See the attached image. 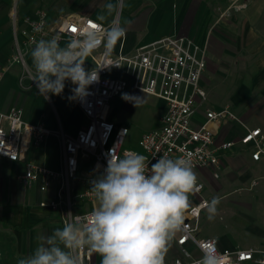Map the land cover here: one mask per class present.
<instances>
[{
  "label": "built area",
  "instance_id": "1",
  "mask_svg": "<svg viewBox=\"0 0 264 264\" xmlns=\"http://www.w3.org/2000/svg\"><path fill=\"white\" fill-rule=\"evenodd\" d=\"M234 1L243 6V0ZM19 33L24 50L45 39L63 42L56 64L65 68H73L84 55L89 62L72 87L74 100L86 118L74 134L51 129L41 121L25 120L19 106L0 109V159L23 160L29 147L38 146L49 136L62 140L63 167L54 170L24 159V169L17 178L22 186L38 183L41 191H47L56 182L59 204L69 193L70 179L87 186L77 194L82 201L126 195L134 206L157 213L179 229L176 242L182 255L174 257L172 264H204V260L208 264H264V234L260 246L248 247H220L215 237L197 234L201 210L209 204L200 194L203 184L197 172L213 168V176L218 177L219 151L233 145L231 141L215 145L208 123L237 119L227 106H205L207 93L200 84L206 68L205 47L185 35L172 34L126 52V31L118 16L108 25L85 16L66 17L50 25L47 14L37 11L34 17L24 19ZM14 60L24 61L21 55ZM127 88L164 102L159 125L145 131L136 147L129 149L123 148L126 128L110 118L113 99ZM198 109H203L204 120L194 124ZM240 143L250 147L253 160L264 156L261 127H246ZM82 169L86 171L80 175ZM184 186L198 196L195 202L182 195ZM57 204L50 202L53 207ZM103 217V210L96 209L70 211L64 217L69 248L78 250L79 260L90 255L84 230ZM187 241L195 245L200 256L184 246Z\"/></svg>",
  "mask_w": 264,
  "mask_h": 264
},
{
  "label": "crops",
  "instance_id": "2",
  "mask_svg": "<svg viewBox=\"0 0 264 264\" xmlns=\"http://www.w3.org/2000/svg\"><path fill=\"white\" fill-rule=\"evenodd\" d=\"M199 2L203 1L0 0V109H6L16 102H21L24 105L25 102L28 103V101H30L31 104V99H21V94L17 93L14 87H11V84L16 83L19 78L17 75L19 68L16 66L19 64L14 60V57L21 55L23 60L26 61L28 67V71L26 72L29 75L27 76V74L23 73L22 76L26 79L28 77L30 80L29 85L23 89L26 90V94L29 98L33 97L35 94L41 99L40 108L35 110L30 117L28 116L29 110L26 113L22 108L24 119L29 122H38L41 121L42 117L44 119V124L49 128L63 130L62 125L65 119L60 118V112L58 113L53 105L54 98L49 94V90L51 91V88H53L57 82L54 81L42 86L38 85L37 88H33V84L44 82L45 78H47V74H42L43 71L49 69V67H52V70L57 69L60 73L61 71L63 73L64 70L78 69L80 65H83L84 68L78 71L73 78H68L62 74L64 77V80L61 82L62 85L71 87L72 92L74 83L89 65L86 55H84L73 68H65L62 67V65H56L59 47L64 45L63 42L55 43L50 39H45L28 50L20 48L22 38L19 30L24 25V19L27 17H34L37 11H44L47 14L50 25L71 16L90 17L104 25H108L118 16L120 25L126 31L124 43V50L126 52H132L137 46L164 36L172 34L185 35L191 38L196 44L206 48V68L201 77L200 84L206 93L208 88L209 90H213V84L210 80L208 81L206 74L209 71V64L211 65L212 63V60L209 61L208 50L210 52L217 51L215 44L218 42L216 34H219V31L215 29V26L219 18H217V15L216 17L214 15V21L211 22L209 18L204 16L206 7H201ZM191 3L195 5L190 9ZM220 16H223L222 13ZM14 28L16 29L14 30ZM227 34L231 33L227 31ZM39 61L42 63V66L44 65L43 68H41ZM8 63L10 66L6 67ZM260 74L261 80L259 83L261 88L259 94L263 96L262 99H258L255 93L253 95L251 93L252 88L248 86H242L235 92L227 94L228 96L223 98V100L210 94V101L207 94V99L205 101V106L207 108L219 109L227 106L233 110L237 117V119H223L219 122L208 123L214 131L215 145L226 141L233 142L230 148L219 151L220 165L218 173H231V171H236L240 175L252 174L257 171L264 173V156H261L257 161L253 160L251 158L250 147L240 143V139L246 127L259 126L264 130V68L261 70ZM40 75H42V77ZM255 81L258 82V79H255ZM255 81H253L254 84ZM38 91L42 93L43 97H39ZM72 96L74 99L73 92ZM158 100L162 103V110L164 111V102L160 99ZM47 101L52 105L54 113H51V111L45 107ZM30 104H28V107ZM74 104L84 121L83 124L76 128V132L85 124L86 118L78 108L75 100ZM55 120L57 121V127L55 126ZM203 120L204 111L203 109H198L195 113L193 123H200ZM55 138H58V136H49L39 146L29 148L27 155L25 152L26 158L24 156V159L33 160L34 154L47 153L51 148L56 158L61 156L62 166H59L58 163L50 159L48 155L45 159V163L42 165L54 170H60L63 167L62 140L61 153L57 156L54 151V144L56 143ZM24 159L18 161H8L4 158L0 159V167L4 162H8L9 166L11 163H20V166H22L20 172H16L13 177L9 174L5 175V173L0 171V218H5L10 223L16 224L17 226L26 223L30 219H39L41 220V224L39 223L40 230L45 226L49 227L48 246L44 249H33L30 251L31 254H29V258L35 260L34 264H172L174 257L182 255L181 246L176 242L179 229L172 223L164 221L157 213L153 212V215L156 217L155 219L159 221L157 225L153 226V224H151L144 232L134 234L127 225L129 221H121L113 215L111 211L108 213L105 211L106 209H98L102 207V203L114 199V197L119 194L111 195L104 199L97 198L93 201H82L78 198L77 194L87 188V186L75 179H70L69 193L64 199H61V203L59 204V199L57 197L58 184L56 182H52L47 191H41L38 187V183H34L28 187L22 186L17 178L24 169ZM213 171V168H205L199 169L197 172L199 180L203 184L200 193L202 197H204L203 182H206V178L210 180L212 177L217 178L213 176ZM181 193L191 202H195L198 198L188 186H184ZM42 201L46 203L44 206H40L39 204ZM51 201L58 203L57 206H51ZM86 203H90L91 207L85 208ZM33 206L34 208H30ZM28 208H30V210H27ZM73 208H76L73 212H80L87 209L103 210L104 215L103 219L95 226L84 230V243L85 246L90 249V255L89 258L83 256L81 260H79L80 255L78 250L75 248L71 251L69 248V228L64 222V217H66ZM203 209L204 208H202V210ZM1 215H4V217ZM147 216L150 218V223H153L154 218L150 215ZM147 223L149 224V222ZM63 226L66 233L65 235L62 229ZM171 229L176 232L173 233ZM197 234L204 235L207 233H202L199 228ZM216 239L220 247L236 246L225 244L217 237ZM41 241L42 239L40 243H42ZM184 246L190 250L194 256H200V251L192 242L187 241ZM204 264H208V261L204 260Z\"/></svg>",
  "mask_w": 264,
  "mask_h": 264
},
{
  "label": "rangeland",
  "instance_id": "3",
  "mask_svg": "<svg viewBox=\"0 0 264 264\" xmlns=\"http://www.w3.org/2000/svg\"><path fill=\"white\" fill-rule=\"evenodd\" d=\"M202 1L199 2V5L206 7L204 16L211 22L214 21V15L219 18L215 26V29L219 31V34H216L218 42L215 44V48L217 51L210 52L208 50L209 61L212 60V63L209 64L206 78L211 81L214 87L213 90L208 88V99L210 100V94H213L214 97L223 100L228 96L227 94L235 92L242 86L252 88L251 93L253 95L255 93L258 99H262L263 96L259 94L261 88L259 82L261 80L260 72L264 68V0H243V2L240 0L243 4L242 7H239L237 1L233 2V0ZM194 5L191 3L190 9ZM229 6L230 8L226 10ZM225 10L227 12L220 16ZM227 31L231 34H227ZM18 64L16 66L19 68L17 73L19 78L16 83L11 84V87L21 94V99H31V104L28 101L24 105L21 102H16L13 105L23 108L26 113L29 110L28 116L30 117L35 110L40 108L41 99L35 94L30 98L27 96L24 89L29 85L30 80L28 77L27 79L23 78L22 74H27L28 67L25 60ZM40 64L43 68L44 65L42 66L41 62ZM8 66H10L9 63L6 67ZM83 68L84 66L80 65L78 69H68L60 73L57 69L52 70V67H49L43 71L42 75L47 74L44 82L33 84V88H37L38 85L57 82L51 91L49 90V94L54 98L53 105L57 112H60V118L65 119L62 126L63 132L67 134H73L84 121L80 112L76 110L71 87H66L61 83L64 80L62 74L73 78ZM42 75L40 76L42 77ZM27 76L29 75L27 74ZM255 79H258V82ZM38 95L43 97L40 91H38ZM28 104H30L29 107ZM45 107L54 113L49 101ZM162 111V103L158 99L138 91H130L129 88L116 96L111 103L110 117L117 125L124 126L127 130L123 148H135L139 137L145 131L158 126ZM41 122L44 123L42 117ZM55 126L57 127V121ZM55 139L54 151L58 156L61 153V137ZM29 148L26 150V155ZM47 155L59 166H62L61 156L56 158L51 148L47 153L34 154L33 160L44 164ZM20 165V163H11L9 166L8 162H4L0 171L13 177L16 172H20L22 168ZM85 171L86 169H82L79 174L83 175ZM203 183V195L210 204L202 210L199 223L200 231L217 237L225 244L241 247L260 246L264 234V173L257 171L252 174L240 175L236 171L219 172L217 178L212 177L211 180L206 178V182ZM128 199L126 195H118L114 199L102 203V207L98 209H106L105 211L108 213L111 211L119 220L129 221L127 225L134 234L142 233L151 224L155 226L159 223L155 219L153 211L134 206ZM87 207L90 208L91 204L86 203L85 208ZM30 208H34V206ZM75 210L76 208L72 209V211ZM147 215L154 218L153 223H150V218ZM1 216L4 217V215ZM40 221L39 219H30L19 225V228L5 227L0 223V264L35 263L33 258H29L30 251L47 247L50 233L47 226L40 230ZM62 229L65 235L64 226ZM171 231L176 232L173 229ZM41 239L42 243H40Z\"/></svg>",
  "mask_w": 264,
  "mask_h": 264
},
{
  "label": "trees",
  "instance_id": "4",
  "mask_svg": "<svg viewBox=\"0 0 264 264\" xmlns=\"http://www.w3.org/2000/svg\"><path fill=\"white\" fill-rule=\"evenodd\" d=\"M221 1H225V0H221ZM0 222L4 225V226H11V227H16L18 228L19 226H17L16 224L10 223L8 220H6L5 218H0Z\"/></svg>",
  "mask_w": 264,
  "mask_h": 264
}]
</instances>
